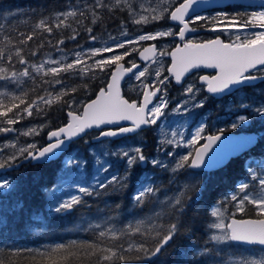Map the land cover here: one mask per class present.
<instances>
[{
  "label": "snow or ice",
  "instance_id": "6c2138e0",
  "mask_svg": "<svg viewBox=\"0 0 264 264\" xmlns=\"http://www.w3.org/2000/svg\"><path fill=\"white\" fill-rule=\"evenodd\" d=\"M84 10L76 6L69 7L65 11H59L49 16L39 19L31 32L18 33L16 37L3 34L0 40V62H6L7 67L0 66V133H14L11 140L0 142V169L8 170L23 161L35 162L50 161L67 150L68 145L76 138H81L88 130L100 129L101 125H117L115 128H106L99 132L100 137H117L125 133H137L142 131L144 126L157 125V122L164 117L165 109L168 107L167 88L161 87L169 80V76L161 79L163 65L161 58L170 55L171 66L168 73L181 84L186 73L191 70L208 67L216 71L213 76H200L199 79L207 85V91L217 96L231 94L233 91H240L245 87H255L253 81H264V30L249 32L246 29L259 26L264 29V10L251 12L247 20H241V14L229 16L227 13H219L218 17H205L198 14L197 7L204 8L206 5L200 0H182L174 3V0H144V2L134 5L132 0H114L112 3H105L104 0H94L93 4H85ZM264 8V4L261 5ZM97 9H107L108 12L118 10L126 11L132 24H152L154 22H175L179 27L176 32L171 27L163 28L155 32H146L137 35L134 39L128 38L129 33L124 27L120 35L123 40L117 41L110 37L113 43L104 47L81 48L71 52L72 58L64 53L59 45L64 43V38L56 41L57 51L61 52L59 58L52 59L50 56L33 62L28 57L36 56L43 47L32 49L27 54L25 47L32 41L38 32L52 34L54 30L71 29L72 35L67 39L75 41L80 32L73 27L75 24H82L83 19H87L91 14V23L96 24L101 19ZM80 17L81 19H77ZM211 21V31H235V39L224 42L217 36L215 39L206 40L201 43H193L186 39L187 35L195 32L191 27L197 21ZM124 22H122L123 25ZM223 25V27H219ZM3 31V29H0ZM89 39L96 41L97 36L93 34L91 27H86ZM244 32L243 37L240 35ZM176 36L183 46L177 45L170 53L166 50L158 51L156 45H150L139 51V56L143 61L152 64H160L159 68L152 69L149 66L140 67L135 62L128 61L130 67L125 68L120 62L131 52L138 51L129 46L137 45L144 41H153L158 38ZM124 50L117 52V50ZM111 55H105V54ZM15 63L24 65L22 69H17ZM111 71V77L106 87L100 88L95 99L83 104L82 112L79 111V102L73 93L81 87L67 86L64 79L65 74L78 77L96 78V72ZM135 70V71H134ZM254 70V71H253ZM154 72L155 79L152 83H147V79ZM128 74L129 78L139 81L138 87L142 91L140 102L125 99L120 92V82ZM27 81L31 85L24 87ZM60 85L58 91H49V87ZM82 87L87 88V84ZM183 87V85H182ZM42 90V94H37ZM200 88L194 83H189L184 87V94L188 99L182 100L173 109L174 112H189L188 105L192 108H203L207 97L196 101V94ZM163 93L162 95H158ZM71 96V99L64 98ZM31 97V98H30ZM61 103L67 105V123L47 132L48 142L45 145L37 143L20 144L21 136H39L45 125H37L26 130L14 127L25 117H32L34 113L40 115L51 108L53 104ZM238 107L249 114L237 115L230 127L235 129L253 117L264 119V100L257 106L240 103ZM121 121L130 122L128 126H119ZM206 125L200 123L195 131L190 133V138L185 140L183 132L172 131V139H164L158 145V151H163L166 157H171L175 163L169 168L161 159L148 157L144 154L142 147L125 148L121 147L113 152L95 153L93 151L92 163L96 166V175L93 177L95 186L84 185L80 182L70 187H75L76 193H69L62 187L50 190V203L48 211L56 214L71 212L78 205L85 203L83 197L91 196L95 188L107 189L115 186L123 189L128 186L133 170L137 167L146 169L148 165L153 168H160L163 171H171L174 175L169 183H176L180 176L195 179L198 173H189V169H201L212 167L222 159L219 155H210L213 146L220 141L224 134V129H218L216 134L205 135ZM179 137V139H177ZM205 141L203 144L199 142ZM87 143V141H85ZM243 146H254L256 141L249 137L242 142ZM173 145L174 149L179 147L191 148L186 154L180 155L176 151H164L161 145ZM117 156L124 162L123 174L110 173L112 162L102 160V156ZM207 157V159H206ZM90 161L77 153L75 156L69 155L63 161L65 171H76L86 169ZM252 163H256L254 159ZM264 156L260 159V164L256 169L249 164L248 177L240 180L232 193L225 199L235 203L236 212L244 213L246 205L255 207L258 216H264ZM154 173L143 171L137 177L135 190L132 194V202L140 207L148 202L158 203L161 210L119 226L114 222L113 217H107L100 223L89 224V228L95 233V239L91 241H71L68 244H57L46 251L35 250L41 257L33 264H83L87 260L89 264H128L129 260H151L161 254L165 248L177 236L183 235L182 229L185 225L182 217L187 215L192 207V198L188 193L192 191L193 185L181 183L174 190L172 196H168L165 191L164 199L159 200L157 194L162 191L161 186L153 179ZM12 182L6 176L0 177V195L3 190L10 189ZM63 193L58 195L57 193ZM199 195V192H197ZM210 215L215 217V221L208 225L209 229L215 230L208 235V239L202 246L188 245L179 250L180 260L177 264H208V257H220L223 249L209 247V242L215 245L229 246H249L246 251L250 255L241 256L235 264H264V219H236L235 213L229 222H225V217L220 208L213 210ZM88 229H85L87 231ZM152 244L149 246V241ZM126 245V247H125ZM24 249H9L12 255H18ZM135 252L130 256L128 253ZM143 255H140V254ZM187 257V259H186ZM0 264H13L10 259H0ZM223 264H228L225 260Z\"/></svg>",
  "mask_w": 264,
  "mask_h": 264
},
{
  "label": "trees",
  "instance_id": "16d2710c",
  "mask_svg": "<svg viewBox=\"0 0 264 264\" xmlns=\"http://www.w3.org/2000/svg\"><path fill=\"white\" fill-rule=\"evenodd\" d=\"M93 2L94 0H0V29H3V31H0V40H2L5 32L14 37L18 33L27 34L31 32L35 23L43 16L65 11L72 6L84 10L83 6L85 4L91 5ZM104 2L108 3L106 0ZM97 11L100 13L101 19L96 24L91 23V14L88 15L87 19L82 20V24L73 22V27L80 32L75 41L67 39V37L72 35L71 29L54 30L52 34L38 32L36 37L25 47V53L27 54L32 49L38 48L41 44H43V47H40L36 56L28 58L33 62H39L48 55H56L58 53L56 41L61 38H64V43L59 45V48L63 49L64 52L73 51L77 48V45L82 46L90 43L89 33L85 31L86 27H91L93 34L97 38H103L108 33L118 30L122 26V22H124L123 25H127L129 16L126 11L114 10L113 12H108L107 9H97ZM77 19L81 18L77 17ZM192 25L197 28H204L208 26V23H194ZM0 46L3 45L0 44ZM136 53L137 51L132 52L131 55L136 56ZM127 59L128 56L122 61L126 62ZM0 66L7 67L8 64L0 62ZM15 67L22 69L24 65L15 63ZM110 72L111 69L104 72L97 71L95 79L65 74L64 79L69 87L81 86L76 93L71 95L75 97L83 96L88 101L95 96L100 88L106 85ZM31 83V81H27L24 87L30 86ZM83 84H87L88 87H82ZM60 87V85L49 87V91H58ZM242 91L246 94L245 104L251 105L257 101L260 102L264 100V81L259 82L255 87L242 88ZM37 94H42V90ZM124 96L129 100L135 99L126 91H124ZM64 99H71V96H67ZM210 100L212 102L211 105L209 104L212 109L211 118L225 115L227 105L239 108L238 105L241 103H239L236 94H231L226 96V103L219 105L220 110L218 112L216 108L217 100L213 98H210ZM67 110V105L56 103L40 115L34 113L31 119L25 117V120L29 122H35L36 120L47 121L48 126L46 125V128L53 130L67 122ZM242 112L249 114V112L241 109L238 111V113ZM224 130L225 132L254 131L259 136L255 146L232 158L225 167L206 173V177L216 175L212 183L200 182L194 185L192 191L188 193V196L192 198V207L188 210L187 215L182 217L185 225L184 229H182L183 235L177 236L166 245L157 257H153L151 260H129L128 264H177V261L180 260L179 250L184 249L188 245L197 247L204 245L208 235L211 234V229L208 228V225L213 220L210 215L213 208L218 206L221 208L225 207L227 210L225 205L229 200L225 198L234 191L236 184L240 180L248 177L249 173L246 170L248 165L251 164L252 168L256 169L258 163H252V161L254 159L260 161L261 157L264 156V119L253 121L246 128L233 129L226 127ZM47 131H43L39 138L43 144L46 143ZM144 133L146 137L153 139L151 129L149 131L146 129ZM83 139L79 140V143H83ZM143 152L145 155L151 154L146 149H143ZM62 158L42 164L29 162L10 171L11 176L14 177L15 184L13 189L3 195L4 197L6 196V201H1L0 217L4 224L0 229V259H10L13 264H33L34 261L41 259L35 251L37 249L46 251L61 243L68 244L71 241L94 240L95 233L89 228V224L100 223L107 217H113L114 222L119 226L121 223L152 215L155 203L148 202L137 207L132 202V194L135 190L137 177L141 173L137 168L133 170L132 177L126 188L119 189L115 186L108 187L106 190L95 188L91 196L83 197L85 203L78 205L72 212L65 214L49 212L45 191L56 184L58 173L62 166ZM147 168L158 171L157 168L151 166H147ZM123 172L124 170L121 174ZM168 174L163 173L161 176L159 171L157 178H163L161 182H158L159 185H165L167 178H164ZM197 192H199V195H197ZM3 196H0V198H4ZM233 213H235L237 218L264 217L258 216L255 207L252 205H246L245 212L239 213L236 212L235 203H233L229 207V214ZM85 229L88 230L85 231ZM148 243L150 246L152 241L150 240ZM209 247H215L218 250L223 249V252L220 257H208V264H223L225 260L228 262L233 257L252 254L246 251L248 246L215 245L214 242H209ZM10 248L32 251H23L18 255H12L9 252ZM128 255L133 256L136 253H128ZM140 255L143 254L141 253ZM83 264H89V262L85 260Z\"/></svg>",
  "mask_w": 264,
  "mask_h": 264
},
{
  "label": "rangeland",
  "instance_id": "374dc122",
  "mask_svg": "<svg viewBox=\"0 0 264 264\" xmlns=\"http://www.w3.org/2000/svg\"><path fill=\"white\" fill-rule=\"evenodd\" d=\"M106 1L108 3L114 2V0H106ZM181 1L182 0H174V3H179ZM132 2L134 5H138L139 3L144 2V0H132ZM262 10H264V8L256 7V6H252V7L237 6V7H232L231 10L211 9V10H208L205 12H201V13H199V15L205 16V17H218L219 13H227L231 17V16L236 15L237 13H240L241 14L240 19L241 20H247V18H248L247 14H249L251 12H259ZM219 19H222V18H219ZM195 23H200V24L209 23V27H212L211 21L206 22V21L202 20V21H197ZM124 27L127 28V31L129 33L128 38H131V39H134L137 35H140V34H143L146 32H155L157 30H162L163 28H167V27H171V28H173L174 31L178 32V27L176 25L170 23V21L154 22L152 24L136 25V24H132L130 21V17H128L127 25H122L118 30L108 33L106 37L97 38L96 41L90 40V43L82 45L81 48H88V47L99 48V47H104V46H110L113 43V41H112V39H110V37L115 38L117 41L123 40L124 37H122L120 35V32L123 30ZM219 27H223V25H220ZM204 28H206V26ZM200 29H202V28H200ZM261 30H264V29H260L259 26L257 25L253 28L246 29L245 31L255 32V31H261ZM235 35H236L235 31H221L218 28V30L216 32H208V30H207V31L200 33V34L188 36L186 39L191 40L192 42H202L204 40H210V39H213V38L219 36L223 39V41L230 42L231 40L235 39ZM240 35L243 37L244 32L242 31L240 33ZM146 43L147 44L154 43V44H156L158 51L166 50L167 52H169L170 49L175 47L178 43L182 44V42L179 41L178 39H176L174 36H169V37L158 38L157 40H153V41H144V42H140L137 45L129 46V51H131L132 47H135L139 50ZM76 50H81V49L75 48L73 51H76ZM122 51H124V50H122V49L117 50L118 53L122 52ZM71 52H64V53H67L69 55V59L72 57ZM61 54H62L61 52H58L56 55H48V56H50L52 59H57L60 57ZM131 54H132V52H131ZM131 54L128 56L127 61L134 62L135 57L132 56ZM106 55H111V54L109 53ZM48 56H46V57H48ZM161 63L163 65V70L161 72L160 78L163 79L164 76H169V80L166 82V84L161 86V87L167 88V97H168L169 103H168V107L165 109L164 117H162L157 122V125L148 126V128L144 129V130L148 129V131L150 129L152 130L153 139L146 137L144 130L138 131L137 133L122 137L121 139H117V140H112V139L97 140L96 138L99 136V132H96V131L89 132V134L86 135L85 139L82 140L83 143H79L80 141L74 142L70 146V149L62 156L63 157L61 159L62 166H61L60 172L58 173L57 182L55 185L51 186L50 188H48L45 191L47 206L50 203V190H52L56 187H62L65 191H67L69 193H76L75 187H70V185H75V183L80 182L81 184H84V185L95 186V181H94L93 177L96 175V166L91 162L92 156H93V151L98 154L101 152H113V151H116L117 149H119L121 147L135 148V147L139 146V147H142V150L146 149V150L151 152V154L146 155V156H148L150 158L155 157V158L161 159L162 161H164L166 164L169 165V168H171L172 166H174L175 161L171 157H166L164 155L163 151H158L157 149H158V145H160V141H162L164 139H172L173 138L171 135L172 131L183 132L184 133V139L187 140L190 138V133L194 132L195 128L200 123H204L206 125L205 135L215 134V133H217L218 129H224L226 127H230L231 123L235 120L237 115L246 114L243 112L238 113L240 108H233L232 105H227L225 108V110H226V112L224 113L225 115L217 116L215 118H211L212 109H211L210 105L212 102H211L210 98H212V97L208 93L205 92V85L200 84V82H199V75H201L204 72H198V73H194V74L190 75L186 79V82H184L183 87L182 86L178 87L173 83L172 76L167 71L169 63H170L169 55L163 56L161 58ZM146 65L152 69L160 67V64H152L150 61L148 63L142 64L140 67L143 68ZM154 79H155V75L153 72V74L148 77L146 82L151 84L152 80H154ZM3 83H4L3 81H0V84H3ZM139 83L140 82L136 81L133 77V78L128 79V81L126 82V85H125V91L128 94H130L131 96H133L135 98V100L138 102H140L141 97H142V91L138 87ZM189 83H194L196 85V87L200 88V92L196 94V96H197L196 101H193L192 103L198 102L200 99L207 97V100H206L204 107L203 108H192L191 103H190L188 105L189 112L185 113L183 111V109H181L180 112H174L173 109L176 107V105L178 103H180L182 100L189 98L188 95L184 94V87H186ZM0 90H3V89H0ZM162 94L163 93H160L158 95H162ZM234 94L237 95L239 103L240 102L244 103V100L246 99L245 98L246 94L242 91V89L240 91H236ZM76 99L79 102V105L74 106V107H78L79 109L82 110V106L86 102V98L83 96H81V97L78 96V97H76ZM221 102L222 101H220L216 104V108H217L218 112L220 110L219 105H221L220 104ZM258 103L259 102L257 101L251 105L253 107H255V106H257ZM27 118L31 119L32 117H27ZM257 119L262 120L259 117H254V118L250 119L249 122H247V123H245V124H243L237 128H246L249 126V124L251 122H253ZM47 123H48L47 121L43 122V121H39V120H36L35 122H29V121H26L24 119L19 124L15 125L14 127H16L17 129H20V130H26V129L31 128L33 126L43 124V125H45V128L43 131L46 132V130H48V131L51 130V129L46 128ZM43 131H41L39 136H34V137L33 136H21L20 137V144L33 143V142L37 143L38 145L46 144V143L43 144V142L39 139L40 136L42 135ZM243 132H246V131H243ZM14 136H15L14 133H8V134L0 133V142H3L5 140H11L14 138ZM177 139H179V137H177ZM85 141H87V143H85ZM202 141L203 140H201L199 143H201ZM161 147L163 148L164 151H173L174 150L177 153H179L180 155L186 154L189 151H193V149L186 148V147H179V148L174 149L173 145H168V144H163V145H161ZM77 153H79V155L81 157L88 159L90 161L89 165L87 166L86 169L70 171V172L65 171L63 161L66 160L69 155L75 156ZM101 159L102 160L106 159V160L112 162V167L110 169V173L119 172L121 174V172L124 170L125 165H124L123 160L120 157L108 155V156H102ZM256 163H258L257 165H259L260 161L258 160V161H256ZM148 166H151V165H148ZM137 169L141 171L140 176L143 174V171H145V170L150 172V173H154L153 179L157 183L159 181L161 182L163 180V178L162 179L157 178L159 171L161 172V176L163 175V173H169L164 178V179L167 178L165 183H164L165 185H163V184L160 185L162 191L157 194L159 200L164 199L165 191L167 192L168 196H172L174 190L181 183H190L193 185V188H194V185L198 184L200 182H205L207 184H210L213 182L214 178L216 177V175H210V176L206 177L205 174L208 172L195 171V170L189 169L188 170L189 173H198V175L196 176L195 179H191L190 177L180 176L179 180L176 183L170 184L169 181L172 178V176L174 175L173 173H171V171H163L160 168H157L158 171H154V170H151L147 167H146V169L143 167H137ZM258 170H264V167H261ZM3 176H6V178H8L9 180L11 179L10 181L12 182V187H10V189L3 190V193H4L3 195H5L11 189H13L14 184L12 181V176L10 175V171L0 169V177H3ZM57 194L63 195V193H60V192H58ZM3 195H0V196H3ZM233 203L234 202H232L230 200L227 201V203L225 205L227 207V210L225 207L221 208L218 206L214 207L213 210H215L216 208H220V210L224 214L225 222L227 223L229 218H231L233 216V214H229V207H231ZM1 206H2V203L0 200V207ZM160 210H161V206L158 203H155L154 208L152 210V214L154 212H157ZM51 213H54V212H51ZM215 219L216 218L213 217L212 222H214ZM3 224L4 223H2V220L0 217V229H1ZM32 231H34V230H32ZM213 231H215V230L211 229V232H213ZM240 258L241 257H233L228 261V264H235V262L238 261Z\"/></svg>",
  "mask_w": 264,
  "mask_h": 264
},
{
  "label": "water",
  "instance_id": "95a60500",
  "mask_svg": "<svg viewBox=\"0 0 264 264\" xmlns=\"http://www.w3.org/2000/svg\"><path fill=\"white\" fill-rule=\"evenodd\" d=\"M200 3L206 5V7H204V8L197 7V8H196V11H197L198 13H200V12H204V11H207V10H210V9H214V8H223V7H226V6L231 5V4H242V5H244V4H248V5L255 4V5H262V4H264V0H200ZM170 22H171V21H170ZM171 23L176 24L175 22H171ZM191 27H192V26H191ZM195 29H196V31H195V32H191V33H189V34L187 35V37H188V36H192V35L199 34V33H202V32L207 31V30H205V29H198V28H195ZM187 37H186V38H187ZM175 38L178 39L179 41H181L178 37L175 36ZM213 39H215V38H213ZM220 39H221V38H220ZM221 40H222V39H221ZM204 41H206V40H204ZM204 41H203V42H204ZM193 43H195V42H193ZM196 43H201V42H196ZM226 43H227V42H226ZM153 44H154V43L147 44V45L143 46L139 51H142L143 48H145V47H149L150 45H153ZM177 45H180L181 47L183 46V44H180V43H178ZM177 45H176V46H177ZM176 46H175V47H176ZM175 47L172 48L171 51H173V50L175 49ZM139 51L137 52V62H135V63H137L138 65H141L142 63H148V62H146V61H143V60L140 58V56H139ZM171 51H170V52H171ZM120 63L123 64L125 68L130 67V65H129V66L126 65V63L123 62V61H121ZM171 64H172V59H171V56H170V63H169L168 68L171 66ZM113 70H114V68L112 69V71H113ZM134 71H135V70H134ZM216 71H217V70H214V69H212V68H208V67H200V68H196V69L191 70L190 73H186V74H185V77L182 79L181 84H178V83L175 81V79L172 77V78H173V83H174L176 86H181V85L185 82L186 78H187L188 76L194 74V73L204 72V73H202L201 75H199V77H200V76H204V75H207V76H213V75L216 74ZM253 71H254V70H253ZM130 76H131V74L126 75V76L121 80V82H120V92H121V95H122L125 99H127V98L124 96V92H123V84H124V82L127 81V79H129ZM110 77H111V73H110V75H109L108 81L110 80ZM108 81H107V83H108ZM199 82H200V84H204V85H205V92L208 93L210 96H212V97H214V98H220V97H223V96L230 95V94H227V93H226V94H223V95H219V96H217V95H215V94L209 93V92L207 91V85H206L205 83H203L202 81H200V79H199ZM259 82H260V81L258 80V81H253L252 83H253L254 85H256V84L259 83ZM106 85H107V84H106ZM106 85H105V87H106ZM103 88H104V87H103ZM98 92H99V91H98ZM98 92H97V93H98ZM234 92H235V91H233L232 93H234ZM232 93H231V94H232ZM95 97H96V96H95ZM93 99H95V98H93ZM141 100H142V97H141ZM141 100H140V101H141ZM129 101H130V100H129ZM88 102H89V101H88ZM88 102H87V103H88ZM130 102H131V101H130ZM66 123H67V122H66ZM129 123H130V122H127V121H121V122L119 123V126H128ZM115 127H117V125H101L100 129L105 130L106 128H115ZM147 127H148V126H144L143 129H145V128H147ZM103 128H105V129H103ZM100 129L93 128V129H91V130H88L87 133L92 132V131H95V130H100ZM87 133H86V134H87ZM86 134H84V135H86ZM131 134H134V133H125V134H123V135H121V136H117V137H100L99 140L108 139V138H109V139L116 140V139H120V138H122V137H124V136L131 135ZM82 136H83V135H82ZM98 137H99V136H98ZM249 137L253 138L254 141H257L258 134L255 133V132H233V131H231V132H224L222 139H221L220 141H218V142L216 143V145L213 146V150H212V152L210 153V155H219V156L222 158V159L220 160V162L217 163V164H215V165L212 166V167H204V168H201V169H193V170H196V171H212V170H219V169L223 168V167L226 165V163H227L232 157H236V156L240 155V153H241L242 151L248 149V148L251 146V145H249V146H243L242 143H241L244 139L249 138ZM77 139H78V138L74 139V140L68 145L67 149H68V148L70 147V145H71L73 142H75ZM47 142H48V140H47V137H46V143H47ZM204 142H205V141H203L201 144H203ZM44 145H45V144H44ZM61 154H62V153H61ZM61 154H58L57 157L51 159L50 161H53V160L58 159V158L61 156ZM206 159H207V157H206ZM29 161H31V160H29ZM50 161H42V162L31 161V162H32L33 164H35V163H41V164H42V163H47V162H50ZM231 218H232V217H231ZM231 218H230V219H231ZM235 218H236V219H264V217H260V218H237V217H235ZM230 219H229V221H230ZM244 246H247V245H244Z\"/></svg>",
  "mask_w": 264,
  "mask_h": 264
},
{
  "label": "bare ground",
  "instance_id": "6f19581e",
  "mask_svg": "<svg viewBox=\"0 0 264 264\" xmlns=\"http://www.w3.org/2000/svg\"><path fill=\"white\" fill-rule=\"evenodd\" d=\"M181 2H182V1H181ZM73 4H74V3H73ZM75 5H76V4H75ZM244 5H245V6H248V4H244ZM251 5L261 7V5H255V4H251ZM200 13H201V12H200ZM198 14H199V13H198ZM205 30H208V32H215V31H211V30L208 29V28L205 29ZM202 42H203V41H202ZM195 43H196V42H195ZM136 54H137V53H136ZM113 68H114V66H113ZM113 68H112V69H113ZM112 69H111V71H112ZM110 73H111V72H110ZM96 94H97V93H96ZM96 94H95V96H96ZM95 96H94L93 98H95ZM223 97H225V96H223ZM223 97L216 98L215 100L218 101V100H220V99L223 98ZM93 98H92V99H93ZM90 100H91V99H90ZM90 100H88V101H90ZM88 101H86L84 104H86ZM226 102H227V101H226ZM226 102H225V103H226ZM81 112H82V110H81ZM103 129H105V128H103ZM101 130H102V129H100V130H95V131H96V132H100ZM143 130H144V129H143ZM50 131H51V130H50ZM144 131H145V130H144ZM240 132H241V131H240ZM253 132H254V131H253ZM87 134H89V133H87ZM87 134H86V135H87ZM215 134H216V133H215ZM86 135H83L81 138H78L76 141H79V140L85 138ZM258 136H259V135H258ZM46 137H47V134H46ZM257 140H258V137H257ZM256 143H257V141H256ZM256 143L254 144V146L256 145ZM70 146H71V145H70ZM252 147H253V146H250L248 149H250V148H252ZM69 149H70V147H69L65 152H63L59 158H61V157H62V156H63V155L69 150ZM248 149H246V150H248ZM246 150L242 151V152L240 153V155L243 154ZM238 156H239V155H238ZM236 157H237V156H236ZM59 158H58V159H59ZM232 158H235V157H232ZM232 158H231V159H232ZM231 159H230V160H231ZM230 160H229V161H230ZM229 161H228V162H229ZM27 162H29V161H27ZM27 162H23V161H21L20 163H27ZM30 162H31V161H30ZM228 162H227V163H228ZM31 163H32V162H31ZM227 163H226V164H227ZM37 164H41V163H37ZM224 167H225V166H224ZM221 169H222V168H221ZM219 170H220V169H219ZM212 171H217V170H212ZM212 171H205V172H212ZM13 179H14V178H13ZM10 180H11V179H10ZM18 183H19V182H18ZM13 184H15V181H14ZM134 189H135V188H134ZM3 197H4V196H3ZM7 197H8V196H7ZM0 200L5 202V201H6V196H5L4 198H0ZM10 201H11V200H10ZM34 219H35V218H34ZM35 233H36V232H35Z\"/></svg>",
  "mask_w": 264,
  "mask_h": 264
},
{
  "label": "flooded vegetation",
  "instance_id": "af4514ba",
  "mask_svg": "<svg viewBox=\"0 0 264 264\" xmlns=\"http://www.w3.org/2000/svg\"><path fill=\"white\" fill-rule=\"evenodd\" d=\"M237 6H245V5H242V4H232V5H228V6H226L223 10H231V8L232 7H237ZM252 6H254V5H248V6H245V7H252ZM256 7H259V6H256ZM178 27V26H177ZM211 29V27H209V23H208V26L206 27V28H202V29ZM178 31H179V27H178ZM216 32V31H215ZM216 38V37H215ZM221 38V37H220ZM222 39V38H221ZM223 40V39H222ZM224 42H226V41H224ZM225 98L226 97H223V98H221L220 100H218L217 101V103L218 102H220V101H222L220 104H224L227 100H225ZM30 162V161H29ZM29 162H27V163H29ZM27 163H19L18 164V166H15V167H13L12 169H8V171H12V170H14V169H17V168H19L20 166H22V165H24V164H27ZM12 178H14V177H12Z\"/></svg>",
  "mask_w": 264,
  "mask_h": 264
}]
</instances>
